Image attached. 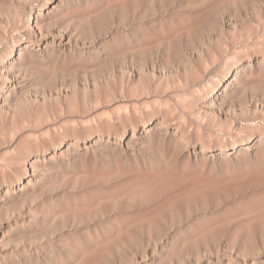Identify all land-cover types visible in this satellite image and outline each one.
I'll use <instances>...</instances> for the list:
<instances>
[{
    "label": "rangeland",
    "instance_id": "obj_1",
    "mask_svg": "<svg viewBox=\"0 0 264 264\" xmlns=\"http://www.w3.org/2000/svg\"><path fill=\"white\" fill-rule=\"evenodd\" d=\"M0 71V188L36 174L0 204L1 264H264V107L239 127L203 104L238 71L264 105V0H0Z\"/></svg>",
    "mask_w": 264,
    "mask_h": 264
},
{
    "label": "bare ground",
    "instance_id": "obj_2",
    "mask_svg": "<svg viewBox=\"0 0 264 264\" xmlns=\"http://www.w3.org/2000/svg\"><path fill=\"white\" fill-rule=\"evenodd\" d=\"M71 2V1H70ZM66 3V2H65ZM69 3V2H68ZM73 3V2H72ZM41 12V11H40ZM36 13V12H35ZM44 15V14H43ZM40 16L38 15L37 17H36V20H35V26H38L39 25V21H40V18H39ZM115 30V29H114ZM112 31V30H111ZM114 32V31H113ZM107 33V32H106ZM111 34V33H110ZM67 36L69 37V35L67 34ZM113 37V36H112ZM100 38V37H99ZM107 38V37H106ZM101 39V38H100ZM28 40V39H27ZM98 40V39H97ZM110 40V39H109ZM12 41V40H11ZM28 42H30V41H28ZM51 42V41H50ZM113 42V41H112ZM48 43V42H47ZM55 43V42H54ZM109 43H110V41H109ZM115 43H116V41H115ZM15 44V43H14ZM59 44V43H58ZM57 44V46H59ZM67 45L66 46H69V48H68V50L66 49V48H62L61 47V45H60V55H62V54H64L66 51H68V53H72V54H78V56L80 55V56H82V53H84L85 52V49H84V47L81 49V48H79V47H77V44H72L70 41L69 42H67L66 43ZM45 45H47V44H45ZM45 45H44V47H45ZM24 46V45H23ZM118 46V45H117ZM14 47V46H13ZM19 47V46H18ZM56 47V46H55ZM126 48V47H125ZM28 49V48H27ZM30 50V49H29ZM33 50H35V49H33ZM121 50H122V48H121ZM126 50V49H125ZM22 51H24V49L22 50ZM38 51V50H37ZM58 51V50H57ZM19 52L21 53V49L19 48ZM32 52V50L30 51V53ZM34 52V51H33ZM17 53V52H16ZM37 53V52H36ZM86 53H88V52H86ZM112 53H113V51H112ZM24 54V53H23ZM37 54H39V53H37ZM18 55V54H17ZM110 55V54H109ZM112 56H114L113 54H111ZM39 56V55H38ZM37 56V57H38ZM79 56V57H80ZM118 56V55H117ZM116 57V56H115ZM64 58V57H63ZM24 59V58H23ZM22 59V60H23ZM58 59V58H57ZM11 60V59H10ZM88 60V59H87ZM107 60V59H106ZM124 60H125V58H124ZM14 61V60H13ZM15 61H17V60H15ZM50 61V60H49ZM104 61V60H103ZM102 61V64H104L105 62H103ZM126 61V60H125ZM19 62V61H18ZM17 62V63H18ZM21 62V61H20ZM51 62V61H50ZM130 62V61H129ZM142 62V61H141ZM54 63V62H53ZM125 63V62H124ZM133 63V62H132ZM139 63V62H138ZM249 63H250V61H249ZM9 64V63H8ZM121 64V63H120ZM126 64V63H125ZM135 64V63H134ZM146 64V63H145ZM132 65L133 64H131V68H132ZM140 65V64H139ZM139 65L137 64V67H139ZM53 66V65H52ZM59 66V65H58ZM105 66H106V63H105ZM249 66V65H248ZM127 67V66H126ZM142 67V66H141ZM154 65L152 66V69H154ZM170 67H171V69H174L173 68V66H172V64L170 65ZM60 68V67H59ZM120 68V67H119ZM242 68V67H241ZM252 68V67H251ZM58 69V68H57ZM236 69V68H235ZM243 69V68H242ZM245 69V68H244ZM55 70V69H54ZM110 70H114V65H110L109 67H108V65L105 67V69H102L101 70V73L99 72V74H101L102 76L103 75H105L104 74V71L106 72V73H110ZM126 70V69H125ZM133 70V69H132ZM149 70V69H148ZM166 70V69H165ZM71 71V70H70ZM1 72V71H0ZM77 72V71H76ZM143 72V71H142ZM169 72V71H168ZM168 72L167 71H164V74H163V76H167V74H168ZM238 71H236V72H234V73H231V74H229L228 76H226V77H224V76H215V75H212V76H210V78L208 79V80H206V86H208L209 87V89L211 90V93H210V95H209V97L207 98V99H205L204 100V102H203V104L206 106V107H208V109L209 110H211V112H212V114L216 117V119H215V121H216V123H219L220 125H223V123L221 122V120L220 119H218V118H220V117H223V119H225V124H231V126H234V125H238L239 127H243L244 125H250V126H254L255 124H257L258 123V120H256L257 118H258V115H257V113H258V110L256 109V108H261V107H264V105L262 104L263 102H262V99L261 98H259V96H257L256 94H254V93H248V92H244L243 94H241V95H236L234 92H233V88H234V85H235V83H236V80H237V76H236V73H237ZM56 73V72H55ZM98 74V75H99ZM66 75V74H65ZM81 75H82V73H81ZM142 75V74H141ZM206 75V74H205ZM238 75V74H237ZM13 76V75H12ZM15 76V75H14ZM57 76V75H56ZM83 76V75H82ZM138 76V75H137ZM136 76V77H137ZM55 77V76H54ZM205 77V76H204ZM92 78H93V80H94V83H97V82H95L96 81V79H95V73H93L92 74ZM133 78V77H132ZM103 79H104V77H103ZM111 79H113V78H111ZM23 81V80H22ZM25 81V80H24ZM106 81V80H105ZM126 81V80H125ZM159 81V80H158ZM92 82V81H91ZM12 83H13V81H12ZM18 83V82H17ZM24 83V82H23ZM29 83V82H28ZM106 83V82H105ZM97 85V84H96ZM88 86V85H87ZM98 86V85H97ZM205 86V85H204ZM16 87H17V84H16ZM26 87V86H25ZM29 87V86H28ZM31 87V86H30ZM13 88V87H12ZM40 88H42V87H40ZM49 90H53V89H51V88H54V91H55V94L56 93H58V94H60L61 93V91L62 90H64L66 87L65 86H63L62 84H60V86L59 87H57V86H55V85H50L49 86ZM76 88V87H75ZM205 89V88H204ZM207 89V88H206ZM7 90V89H6ZM3 91V90H2ZM4 91H5V89H4ZM39 91V90H38ZM34 92H36V91H34ZM6 93V92H5ZM5 93H3V94H5ZM43 93H45V92H43ZM8 94V93H7ZM25 94H27V93H25ZM40 95V94H39ZM42 95V94H41ZM57 96V95H56ZM196 96V95H195ZM119 97V96H118ZM30 98V97H29ZM45 98V97H44ZM3 99V98H2ZM6 99V98H5ZM5 99H4V101H5ZM143 100V99H142ZM198 100V99H197ZM115 101H117V100H115ZM2 102H3V100H2ZM1 102V103H2ZM22 102V101H21ZM28 102V101H27ZM88 102V101H87ZM86 102V103H87ZM119 102V101H118ZM124 102V101H123ZM144 102V101H143ZM0 103V104H1ZM4 103V102H3ZM139 103H140V101H139ZM184 103V102H183ZM138 104V103H137ZM133 105V104H132ZM249 106H251L253 109L255 108V110H253L254 112V114L253 115H251V116H249ZM2 107V106H1ZM20 107V106H19ZM200 107V106H199ZM237 108H245L246 110H244V116H245V122L243 123V122H241V123H236V120H237V117H236V115H235V113L237 112ZM1 111V110H0ZM204 111V110H203ZM216 111H218V114L219 115H217V113H216ZM135 114V113H134ZM86 116H87V114H85ZM231 118H230V117ZM148 117V116H147ZM218 117V118H217ZM230 119H229V118ZM262 117H264V116H262ZM234 118V119H233ZM94 120V119H93ZM126 120V119H125ZM228 120H230V122L228 121ZM142 121V120H141ZM160 121H162V120H160ZM228 121V122H227ZM231 121H232V123H231ZM163 122V121H162ZM129 124V123H128ZM142 124V123H141ZM129 126H130V124H129ZM162 126V125H161ZM141 127V126H140ZM143 127V126H142ZM151 127H153V126H151ZM44 128V127H43ZM125 128V127H124ZM160 129V128H159ZM39 130V129H38ZM40 130H41V128H40ZM174 130V129H173ZM171 131V132H174V131ZM37 131V130H36ZM152 132H153V130H152ZM152 132H151V130L150 129H146V128H142V130H140V132H139V135L138 136H136L135 135V132L133 131L132 132V134H131V137H130V140H129V142H130V144H126L127 146H129L130 148H131V150H132V153L134 152V148H133V145L131 144V143H135L136 141V138L135 137H138L139 138V136L140 135H144L146 138H151L152 137ZM168 132V131H167ZM21 133H23V131L21 132ZM18 134V133H17ZM157 134V133H156ZM174 135V134H173ZM176 135V134H175ZM181 135H182V133H181ZM109 136V135H108ZM157 136V135H156ZM176 136H178V135H176ZM180 136V135H179ZM184 136V133H183V135H182V137ZM230 136V135H229ZM18 137H19V135H18ZM97 137H99L100 138V136H97ZM116 137V136H115ZM185 137V136H184ZM174 138H176L175 136H174ZM110 139H113V138H110ZM183 139V138H182ZM19 140H20V138H19ZM104 140V139H103ZM128 140V139H127ZM140 140V139H139ZM151 140V139H150ZM176 139H173V138H171V137H169V136H167V134L165 135V136H163L162 138L160 137L159 139H158V141H157V144H156V149L158 150V152H160V155L162 156V158L165 160V165L167 166L168 165V160H170V159H172L173 158V152H174V146L176 147V145H178L180 142V140L178 141L177 140V142H179V143H177L176 141H175ZM95 141H96V139H95ZM107 141V140H106ZM110 141V140H109ZM114 141H115V139H114ZM124 141H125V139H124ZM149 141V140H148ZM182 141V140H181ZM73 141H71V143H72ZM156 142V141H155ZM174 142H175V144H174ZM128 143V142H127ZM182 143L184 144V142L182 141ZM75 144H76V141H75ZM92 144H94V141H93V143ZM111 144V143H110ZM113 144V143H112ZM155 144V143H154ZM181 144V143H180ZM178 145L176 148H179V150H183V146H182V144L181 145ZM67 145V144H66ZM80 145V144H79ZM79 145H78V147H79ZM83 145V144H82ZM81 145V146H82ZM90 145V144H89ZM136 145V144H135ZM80 146V147H81ZM91 146V145H90ZM89 146V147H90ZM94 146V145H93ZM187 146V145H186ZM38 147V146H37ZM66 147V146H65ZM78 147L76 146L75 147V150L78 152V154L81 152V150L82 149H84V151L85 150H87V147H83L82 149H78ZM92 147V146H91ZM91 147H90V150H91ZM109 147H110V145H109ZM122 147L123 146H121V143L120 142H117V139H116V143L115 144H113L111 147H110V151H111V155H113V154H115V153H119L120 151H122ZM126 147V146H125ZM94 149V148H93ZM185 149H186V147H185ZM188 149V148H187ZM195 149V148H194ZM56 150V149H55ZM54 150V153H53V156L55 157H61V155H62V153H60L59 151V153H57L56 151ZM60 150V149H59ZM95 150V149H94ZM130 150V151H131ZM138 150V149H137ZM196 150V149H195ZM219 150V149H218ZM217 150V151H218ZM233 150V149H232ZM96 151V150H95ZM139 151V150H138ZM177 151V150H176ZM188 151H189V149H188ZM188 151H184L183 153H184V156L185 157H189L190 156V154H192V153H190V152H188ZM53 152V151H52ZM137 152V151H136ZM140 152V151H139ZM195 152V151H194ZM194 152H193V154H194ZM200 152V151H199ZM198 152V153H199ZM215 152V151H214ZM220 152H224V151H220ZM44 153V152H43ZM67 153V152H66ZM92 153V152H91ZM196 153V152H195ZM204 153H205V151H204ZM227 153V152H226ZM34 154V153H33ZM46 154V153H45ZM44 154V155H45ZM103 154V153H102ZM106 154V153H105ZM134 154V153H133ZM159 154V153H158ZM213 154V153H212ZM224 154V153H223ZM44 155H42V153L41 154H38V155H35L34 156V160L33 161H31V162H29L30 163V167L31 168H34L37 164H38V162H39V160H41L42 158L44 159ZM50 155H52V154H50ZM49 155V156H50ZM100 155V154H99ZM175 155V154H174ZM196 155V154H195ZM194 155V156H195ZM206 155V154H205ZM215 155V154H214ZM219 155V154H218ZM142 156V155H141ZM221 156V155H220ZM92 157H94V156H92ZM177 157V156H176ZM99 158H100V156H99ZM131 158H132V156H131ZM192 158H193V156H192ZM196 158V157H195ZM221 158V157H220ZM32 159V158H31ZM97 159V158H96ZM216 159V158H215ZM222 159V158H221ZM227 159V158H226ZM110 160V159H109ZM141 162H142V164H145L146 162V160H147V158L146 157H141ZM229 160V159H228ZM46 161V160H45ZM57 161V160H56ZM59 161H60V159H59ZM58 161V162H59ZM86 161H87V159H86ZM135 161H137V159L135 160ZM226 161V160H225ZM230 161V160H229ZM71 162V161H70ZM140 162V163H141ZM190 162V161H189ZM56 163V162H55ZM106 163V162H105ZM229 163V162H228ZM89 164H90V162H89ZM29 165V164H28ZM65 165V164H64ZM93 165V164H92ZM3 166V165H2ZM94 168V166H89L88 167V169L89 168ZM99 167H102V164L99 166ZM98 167V168H99ZM214 167V166H213ZM167 169V168H166ZM84 170H85V168H84ZM102 170V169H101ZM168 170V169H167ZM89 173H90V171H89ZM27 174V173H26ZM35 171H33V169H32V172H31V174L30 175H26L25 176V183L24 182H20V181H16L17 183H15V184H8V185H4V187L3 188H0V204H3V205H7V204H11L12 202H13V198H12V196H16V195H22L23 193H24V189L23 188H25V187H27V186H29L30 184H31V182H32V180H33V178L35 177ZM39 175V174H38ZM22 176V175H21ZM18 177H20V176H18ZM38 177V176H37ZM24 179V178H23ZM2 180V179H1ZM33 183V182H32ZM2 185V184H1ZM143 186V185H142ZM29 188V187H28ZM147 188H148V186H147ZM31 189V188H30ZM68 196V195H67ZM81 204V203H80ZM31 207V206H30ZM78 212V211H77ZM125 215V214H124ZM12 216V215H11ZM33 216V215H32ZM4 217H5V215H4ZM13 217V216H12ZM28 218V217H27ZM77 218V217H76ZM30 219V218H29ZM28 220V219H27ZM24 221V220H23ZM14 222V221H13ZM16 222V221H15ZM6 223V222H5ZM25 223V222H24ZM23 224V223H22ZM7 227V226H6ZM26 230V229H25ZM6 232H8V227L7 228H4L3 226H0V234L1 235H4ZM14 236V235H13ZM10 237V236H9ZM12 238V237H11ZM1 239V238H0ZM19 244V243H18ZM22 245V244H21ZM24 245V244H23ZM25 247V246H24ZM9 248V247H8ZM10 249V248H9ZM9 249H8V251H9ZM14 249V248H13ZM12 249V250H13ZM3 251V250H2ZM7 251V250H6ZM1 254H2V252H0ZM4 253V252H3ZM2 256V255H1ZM0 260H2V259H0ZM19 261V260H18ZM1 264V263H0Z\"/></svg>",
    "mask_w": 264,
    "mask_h": 264
}]
</instances>
